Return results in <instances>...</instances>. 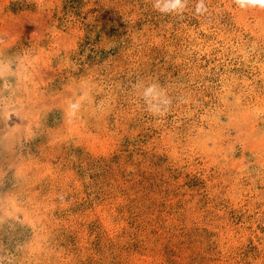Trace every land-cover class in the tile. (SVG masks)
<instances>
[{
  "label": "rangeland",
  "instance_id": "obj_1",
  "mask_svg": "<svg viewBox=\"0 0 264 264\" xmlns=\"http://www.w3.org/2000/svg\"><path fill=\"white\" fill-rule=\"evenodd\" d=\"M198 2L0 0V264H264V8Z\"/></svg>",
  "mask_w": 264,
  "mask_h": 264
},
{
  "label": "clouds",
  "instance_id": "obj_2",
  "mask_svg": "<svg viewBox=\"0 0 264 264\" xmlns=\"http://www.w3.org/2000/svg\"><path fill=\"white\" fill-rule=\"evenodd\" d=\"M188 0H154L153 7L159 10L162 13H182L187 5ZM236 4L241 8L246 7H256L259 6L264 8V0H235ZM207 11V7L205 5V0H199L196 6L197 13H203ZM143 96L145 100L148 102L149 111H153L154 109H159V103H167L168 101H162L163 90L160 88L158 84L152 83L149 84L143 92ZM156 101L157 103H153ZM72 111L71 115L75 116L76 110L78 109V104L70 105Z\"/></svg>",
  "mask_w": 264,
  "mask_h": 264
}]
</instances>
